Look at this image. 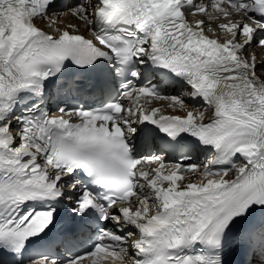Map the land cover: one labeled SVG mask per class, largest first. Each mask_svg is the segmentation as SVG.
<instances>
[{
	"label": "snow or ice",
	"instance_id": "snow-or-ice-1",
	"mask_svg": "<svg viewBox=\"0 0 264 264\" xmlns=\"http://www.w3.org/2000/svg\"><path fill=\"white\" fill-rule=\"evenodd\" d=\"M256 50L264 0H0V264H264Z\"/></svg>",
	"mask_w": 264,
	"mask_h": 264
},
{
	"label": "bare ground",
	"instance_id": "bare-ground-1",
	"mask_svg": "<svg viewBox=\"0 0 264 264\" xmlns=\"http://www.w3.org/2000/svg\"><path fill=\"white\" fill-rule=\"evenodd\" d=\"M257 59H258V62L259 61H264V60L261 59V57L259 55H257Z\"/></svg>",
	"mask_w": 264,
	"mask_h": 264
}]
</instances>
